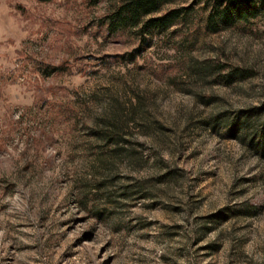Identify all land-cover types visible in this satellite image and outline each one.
I'll return each mask as SVG.
<instances>
[{
  "label": "rangeland",
  "instance_id": "rangeland-1",
  "mask_svg": "<svg viewBox=\"0 0 264 264\" xmlns=\"http://www.w3.org/2000/svg\"><path fill=\"white\" fill-rule=\"evenodd\" d=\"M123 1L0 0V264H264V4Z\"/></svg>",
  "mask_w": 264,
  "mask_h": 264
},
{
  "label": "trees",
  "instance_id": "trees-1",
  "mask_svg": "<svg viewBox=\"0 0 264 264\" xmlns=\"http://www.w3.org/2000/svg\"><path fill=\"white\" fill-rule=\"evenodd\" d=\"M172 0H124L114 5L107 15L108 28L111 32L138 26L137 33L143 44L150 41L147 35L164 30L178 20L184 19L187 12L183 7H174L159 14L164 3ZM257 0H209L212 10L208 16V26L217 30L221 25L236 20H247L257 14ZM264 4V0H260Z\"/></svg>",
  "mask_w": 264,
  "mask_h": 264
}]
</instances>
